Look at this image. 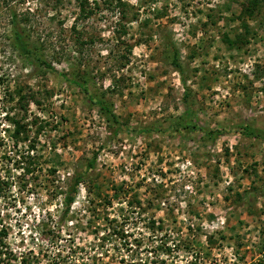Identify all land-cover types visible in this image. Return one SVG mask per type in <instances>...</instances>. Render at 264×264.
Masks as SVG:
<instances>
[{
    "label": "rangeland",
    "instance_id": "1",
    "mask_svg": "<svg viewBox=\"0 0 264 264\" xmlns=\"http://www.w3.org/2000/svg\"><path fill=\"white\" fill-rule=\"evenodd\" d=\"M89 1L101 4L88 18L77 0L10 1L68 78L20 56L0 11V264H264V0L251 17L249 0H125L126 34ZM190 119L228 132L212 143L174 130ZM246 124L261 137L232 131ZM148 125L160 130L135 131ZM95 154L64 214L63 191Z\"/></svg>",
    "mask_w": 264,
    "mask_h": 264
},
{
    "label": "trees",
    "instance_id": "2",
    "mask_svg": "<svg viewBox=\"0 0 264 264\" xmlns=\"http://www.w3.org/2000/svg\"><path fill=\"white\" fill-rule=\"evenodd\" d=\"M11 0H0V11L4 10V8H9L10 14H11V37H12V47L18 51V54L25 58L29 63L34 65L37 68H46L48 71H53L56 73H59L60 71L55 68L52 63H50L46 58V51L44 48V42L38 38L36 41L32 39V30L31 27H28L27 25H24L21 23L22 19L19 17V13L17 12V5L10 4ZM18 3L20 2H26V0H17ZM41 1V0H38ZM261 0H249L248 4L242 5L241 12L248 16H253L256 13V10L259 8ZM64 0H51V2H47V5H52L53 9H58L60 4H62ZM78 4L77 6L80 7V12L83 14V17L88 18L91 17L93 14H95V10L100 8L98 3L92 4L89 0H77ZM102 2H105L107 5V9L110 11H116L119 13L120 17L118 20V28L119 30H122L121 32L126 34V27H125V21H127V16L129 14V11L131 9V5L125 1V0H102ZM6 4L4 7L3 5ZM25 21H30L29 17L24 18ZM78 20V18H77ZM124 21V22H123ZM78 22L75 21L74 25L72 26L73 29H76V24ZM247 32H249V29L247 28ZM80 36H77V41H80ZM93 40V39H92ZM124 42V41H123ZM230 42H235L232 39H230ZM169 57L171 58V62L176 66L177 70L180 73H184V69L182 68V65L180 63V53L178 49H173V51L169 54ZM61 75H64L66 78L67 75L63 73H59ZM69 82L75 84L78 86L82 92L86 95L88 100L99 106L102 115L106 120L108 121H114L118 122V117L113 109V102L109 100L106 96V92H99L96 93L94 89L95 83H92V79L89 78L86 74L80 73L79 71H74L73 77L71 79H68ZM184 83H186V80L184 79ZM107 91H110L111 89H106ZM31 98H35L33 95ZM38 104H40L39 99H35ZM189 112V111H188ZM186 113V115L188 114ZM15 122L16 120L13 119ZM182 120V119H181ZM179 120L178 122L174 123V130L178 132H182L185 129H189V131H195V130H202L204 136L208 137L212 143H216L217 140L226 132H228L226 129H208V128H202L198 123H194V119L186 120L190 122H184ZM17 124V134L20 133V128H22V125L19 124V122H16ZM160 129H153L151 126H143L140 128L135 129L136 132L139 134H150L152 132H157ZM232 131L238 132L242 135L249 136V137H261V134L256 132V129L251 126L250 124L241 125V126H235ZM27 138V137H26ZM29 151L27 153L28 162L29 165L32 166L35 163V156L31 154V151L35 149V144L31 145L29 147ZM97 154L93 156L91 160L87 162L85 165V168L78 172L73 179V182L69 185L66 191H63L64 197H63V204H64V214H67L71 210V206L74 203L77 195L79 194L80 185L85 184L87 181H85V177L91 173L96 168L97 165ZM3 179H0V184L2 183ZM8 181H5L7 184ZM3 184V183H2ZM88 190L91 192V187L87 186ZM120 193L118 191H115V196H118ZM157 198V197H155ZM158 199V198H157ZM140 204V202L138 203ZM7 233L5 231H0V242L4 244V238L2 236H6ZM21 263H24V261H21Z\"/></svg>",
    "mask_w": 264,
    "mask_h": 264
}]
</instances>
